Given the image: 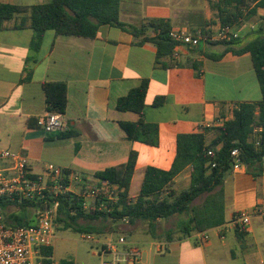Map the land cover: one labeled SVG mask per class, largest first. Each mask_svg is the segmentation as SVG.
I'll use <instances>...</instances> for the list:
<instances>
[{
	"label": "crops",
	"instance_id": "crops-1",
	"mask_svg": "<svg viewBox=\"0 0 264 264\" xmlns=\"http://www.w3.org/2000/svg\"><path fill=\"white\" fill-rule=\"evenodd\" d=\"M49 1L0 0L28 8L5 22L0 31V149L27 157L34 174H42L53 164L95 180L97 172L125 164L136 152L129 190L136 200L148 167L171 169L178 135L221 126L233 118L238 104L262 100L251 55L225 53L222 44L207 41L197 48L182 47L178 56L173 52L157 63L155 44L139 45L142 37L102 25L94 38L47 31L35 50L30 8ZM148 19L169 21L171 31L215 33L220 26L209 0H121L123 23L140 27ZM263 19L264 9H259L255 17L237 27L241 40L249 42ZM23 21L24 26H19ZM154 35V31L147 32V36ZM218 56L222 57L215 59ZM194 63L200 65L199 70ZM144 80L149 82L144 119L158 126V146L129 140L121 123L137 122L140 116L116 108L118 99ZM45 83L67 85L63 131L45 133L37 126L38 117L48 112ZM157 97H164L165 102L155 107ZM189 185L190 168L177 176L174 187L180 191ZM224 191L225 224L207 231L208 241L202 242L197 233L171 242L151 235L136 241L144 264H210L211 260L264 264V173L255 178L241 165L225 178ZM241 212L250 216L244 234L232 225ZM181 222L180 216L159 220L157 237L178 231Z\"/></svg>",
	"mask_w": 264,
	"mask_h": 264
},
{
	"label": "trees",
	"instance_id": "trees-1",
	"mask_svg": "<svg viewBox=\"0 0 264 264\" xmlns=\"http://www.w3.org/2000/svg\"><path fill=\"white\" fill-rule=\"evenodd\" d=\"M211 9L221 26L237 28L255 17L259 9H264V0H216ZM121 0H50L48 3L30 8L31 29L34 31L32 48L38 49L47 31L57 36L94 38L102 25L117 26L141 38L139 45L153 43L157 47V63L173 56L176 43L170 37L171 25L165 19H148L140 27H133L120 20ZM28 8L0 3V31L7 21L25 13ZM24 21L19 26H24ZM153 30L154 36H147ZM241 38L222 42L225 53L237 56L250 54L262 93V100L255 103H240L233 112V118L221 126L204 128L199 133L180 134L177 138V154L170 170L148 167L136 200L129 190L135 173L137 153L132 152L128 161L120 166L110 167L95 174L100 182H109L118 187L117 199L106 203V210H98L96 205L90 211L82 207L79 195L67 193L60 198L57 224L64 230H86L77 226L79 220L125 222L131 226L141 221L149 225L154 238H164L167 242L191 237L193 233L205 234L213 228L225 224V178L233 172L235 159L233 150L239 151V159L247 173L258 178L264 173V19L249 42L238 45ZM218 56L215 59H220ZM196 70L198 63L193 64ZM148 80L133 88L128 95L118 99L119 111L137 113L140 119L133 123H121L129 140L150 146L159 145L158 126L144 119L145 98ZM46 107L48 112L60 115L66 113L68 98L65 83H45ZM165 102L157 97L154 106ZM209 152H212L210 155ZM213 164L215 167H213ZM190 168V185L184 190L175 189V179ZM75 173L64 170V182ZM5 208L10 204L4 203ZM30 208V207H29ZM19 212L7 215L12 225L27 226L32 223V210L27 204L20 205ZM109 209V210H108ZM21 213V214H19ZM173 216L184 217L178 231H168L163 237L156 235V223ZM241 231V234H244ZM54 247L45 254L52 258ZM48 262H52V259ZM59 264H75L71 259H62Z\"/></svg>",
	"mask_w": 264,
	"mask_h": 264
},
{
	"label": "built area",
	"instance_id": "built-area-1",
	"mask_svg": "<svg viewBox=\"0 0 264 264\" xmlns=\"http://www.w3.org/2000/svg\"><path fill=\"white\" fill-rule=\"evenodd\" d=\"M239 36L236 28L221 25L215 33L209 30L191 32L185 29L170 32V37L176 43L173 51L176 56L182 47L197 48L207 41L226 43ZM65 125L62 115L56 112H47L37 119L38 128L45 133L63 131ZM232 156L235 159L234 169H237L242 165L239 151L233 150ZM5 162L11 164L5 167ZM64 179V170L53 164L47 165L42 174H34L29 169L27 157L0 149V264H55L53 260L48 262L52 258L45 251L54 247L60 198L63 195H79L85 211H90L97 202H100L98 210H106V203L117 199L118 187L107 181L92 180L77 172L68 176V183ZM4 203L18 208L27 204L28 209L33 211L32 223L27 226L10 224L8 208H5ZM249 223L250 216L246 212L236 214L232 220V225L240 231L246 230ZM208 239V235H201L202 242ZM86 240L94 241L98 245L96 255L100 258V264H144L141 247L123 235L102 240L86 235Z\"/></svg>",
	"mask_w": 264,
	"mask_h": 264
},
{
	"label": "rangeland",
	"instance_id": "rangeland-1",
	"mask_svg": "<svg viewBox=\"0 0 264 264\" xmlns=\"http://www.w3.org/2000/svg\"><path fill=\"white\" fill-rule=\"evenodd\" d=\"M254 37L255 36L251 37L249 40H252ZM246 42L247 40L242 39L238 45H243ZM19 210L20 209L18 207L11 206L7 210V215L19 212ZM182 219L184 220L185 218L183 217ZM77 226L85 228L86 230L92 227L97 231L80 232L75 229L64 230L63 226L58 224L57 235L54 241V253L52 256V260L55 264H59L62 259H71L75 262V264H100V258L96 255L98 251V245L95 244L94 241L86 240V235L93 236L95 240L96 238L102 240L123 235L132 242L135 241V243L136 241H143L146 237H151L146 223L141 221L138 223L136 228L132 227L130 224H128V222H118L113 224L110 221L100 220H79ZM210 264L221 263L211 260Z\"/></svg>",
	"mask_w": 264,
	"mask_h": 264
}]
</instances>
